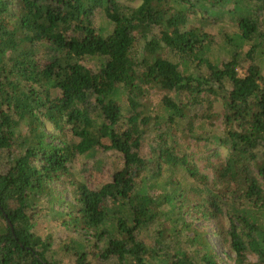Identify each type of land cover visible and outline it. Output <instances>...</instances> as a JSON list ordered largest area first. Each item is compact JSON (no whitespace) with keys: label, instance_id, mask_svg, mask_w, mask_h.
<instances>
[{"label":"trees","instance_id":"trees-1","mask_svg":"<svg viewBox=\"0 0 264 264\" xmlns=\"http://www.w3.org/2000/svg\"><path fill=\"white\" fill-rule=\"evenodd\" d=\"M129 1L0 0V264H264V0Z\"/></svg>","mask_w":264,"mask_h":264},{"label":"rangeland","instance_id":"rangeland-1","mask_svg":"<svg viewBox=\"0 0 264 264\" xmlns=\"http://www.w3.org/2000/svg\"><path fill=\"white\" fill-rule=\"evenodd\" d=\"M120 2H122V3L126 4V5L135 6V5H138V3L140 1L120 0ZM152 98H154V100H157L158 99V95L155 94ZM113 158H114L115 161L113 160L112 162H109L108 165L109 164H115V163L118 162V160L116 159V157L114 155H113ZM84 163H85V160H84ZM109 172H110V169L108 168V169H106V171H103L100 174H96V175H92L91 174L90 179L94 180V181H96V180L98 181V180H100L102 178L107 177ZM88 238H89V240H92L94 237L92 235H90ZM213 240H215V239H213ZM215 246H216L217 249H219V245H217V241H215ZM80 258L78 259L76 254H73L72 252H69V253H67V254H65L63 256V260L61 262H62V264H82L84 261H86V259H84V258L82 259L81 256H80ZM223 258H224V261L221 264H232V262L227 260V257L223 256ZM253 260H254V262H256L255 259H253Z\"/></svg>","mask_w":264,"mask_h":264}]
</instances>
